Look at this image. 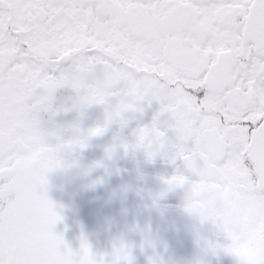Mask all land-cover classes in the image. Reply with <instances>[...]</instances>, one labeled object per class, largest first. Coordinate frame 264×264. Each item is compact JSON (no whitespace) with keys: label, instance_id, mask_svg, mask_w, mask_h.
Returning a JSON list of instances; mask_svg holds the SVG:
<instances>
[{"label":"snow or ice","instance_id":"snow-or-ice-1","mask_svg":"<svg viewBox=\"0 0 264 264\" xmlns=\"http://www.w3.org/2000/svg\"><path fill=\"white\" fill-rule=\"evenodd\" d=\"M61 88L75 93L64 111L101 106L103 124H73L67 138L45 129ZM153 103L120 147L179 162L165 191L185 188L201 222L205 182L241 184L254 219L227 238L213 222L223 242L206 245L264 264V0H0V264H130L123 243L107 261L55 231L48 174Z\"/></svg>","mask_w":264,"mask_h":264},{"label":"flooded vegetation","instance_id":"flooded-vegetation-1","mask_svg":"<svg viewBox=\"0 0 264 264\" xmlns=\"http://www.w3.org/2000/svg\"><path fill=\"white\" fill-rule=\"evenodd\" d=\"M74 96L70 88L56 91L53 109L60 110L42 114L45 129L60 131L67 138L73 124L82 129L103 124L101 106L93 105L83 114L64 111ZM157 109L153 103L142 115L128 113L127 126L111 124L83 150L62 154L65 166L50 172L47 184V194L62 216L55 231L74 251L83 237L97 258L103 255L107 261L115 259L114 245L123 243L130 260L135 255V264H223L230 254L213 251L206 242H223L222 236L227 238L229 233L236 236L242 225L254 219L255 209L249 205L241 211L245 199L241 184L230 182L221 188L205 182L204 190L212 195L203 210L210 219L201 222L185 210V188L165 191L163 179L177 171L179 162L174 165L164 156L149 161L142 150L125 152L120 147V141L134 140L137 127L151 123ZM113 145L109 158L106 149Z\"/></svg>","mask_w":264,"mask_h":264},{"label":"water","instance_id":"water-1","mask_svg":"<svg viewBox=\"0 0 264 264\" xmlns=\"http://www.w3.org/2000/svg\"><path fill=\"white\" fill-rule=\"evenodd\" d=\"M235 256L233 255H227L225 257V260L223 262V264H238L237 260H235L236 258H234Z\"/></svg>","mask_w":264,"mask_h":264},{"label":"rangeland","instance_id":"rangeland-1","mask_svg":"<svg viewBox=\"0 0 264 264\" xmlns=\"http://www.w3.org/2000/svg\"><path fill=\"white\" fill-rule=\"evenodd\" d=\"M130 264H135V255H134L133 258L130 260Z\"/></svg>","mask_w":264,"mask_h":264}]
</instances>
